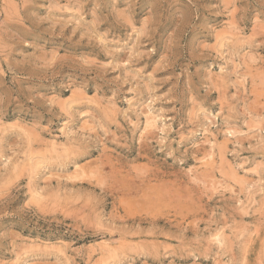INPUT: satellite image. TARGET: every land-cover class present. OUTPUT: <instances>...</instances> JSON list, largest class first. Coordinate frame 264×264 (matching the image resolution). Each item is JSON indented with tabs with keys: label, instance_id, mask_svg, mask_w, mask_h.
I'll return each mask as SVG.
<instances>
[{
	"label": "rangeland",
	"instance_id": "rangeland-1",
	"mask_svg": "<svg viewBox=\"0 0 264 264\" xmlns=\"http://www.w3.org/2000/svg\"><path fill=\"white\" fill-rule=\"evenodd\" d=\"M0 264H264V0H0Z\"/></svg>",
	"mask_w": 264,
	"mask_h": 264
}]
</instances>
